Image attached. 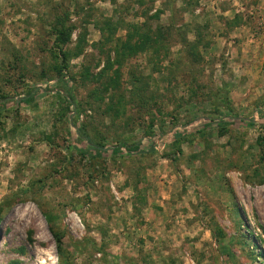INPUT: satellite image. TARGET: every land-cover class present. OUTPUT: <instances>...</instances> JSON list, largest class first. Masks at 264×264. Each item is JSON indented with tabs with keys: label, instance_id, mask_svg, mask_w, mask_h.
<instances>
[{
	"label": "rangeland",
	"instance_id": "374dc122",
	"mask_svg": "<svg viewBox=\"0 0 264 264\" xmlns=\"http://www.w3.org/2000/svg\"><path fill=\"white\" fill-rule=\"evenodd\" d=\"M0 215V264H264V0H0Z\"/></svg>",
	"mask_w": 264,
	"mask_h": 264
},
{
	"label": "trees",
	"instance_id": "16d2710c",
	"mask_svg": "<svg viewBox=\"0 0 264 264\" xmlns=\"http://www.w3.org/2000/svg\"><path fill=\"white\" fill-rule=\"evenodd\" d=\"M67 34H69V33H67ZM140 37H141V42H140L139 45H142L143 47L140 48L139 50H144L145 47H150V46L153 47V48L156 47L155 45L157 44V40L153 39V37H152L151 34L150 35H147V34H144L143 35V34H141ZM63 39H65V37ZM198 46L199 45L197 43L193 44V46H191V48H190V52H191V55L194 56V59H196L198 62H201V61H203L202 55L200 53L195 52V50H196V48H198ZM125 55H126L125 51H123V52H119L118 51L117 58H116V60L114 62L120 63L119 62L120 59L123 56H125ZM110 65H111L110 59H108V66L107 67L110 68ZM64 69H65L64 66L57 67V71H58L57 73L58 74H63ZM225 93H226V96H227L228 91H226ZM27 95H28L29 98H25L24 100H22V102H24V101L26 102V101L30 100V97L32 96V92L31 91L28 92ZM68 98L71 99V101H74L75 100L74 95L71 92H69ZM216 111L218 112L219 110L216 109ZM212 119H214V118H212ZM212 119L210 120V122H213ZM224 121L225 120L223 118H221V120H219L218 122L219 123H223ZM205 124H210V123L207 122ZM79 134H80L81 137H85L87 139V141L90 143L91 149L94 152V154L92 155L93 157L97 158V157H102L103 156L106 148L104 147V145L101 142H97V141L91 139L89 137V135L86 132H84V131L83 132L80 131ZM153 141H154V139L150 140V143L151 142L154 143ZM112 150L116 154L122 153L124 151L127 152V153H129V154H131V153H141L142 147H141L140 144L127 145V144H124L123 143L121 145L114 146L112 148ZM89 154L91 155V153H89ZM84 155H86V153H84ZM45 216L48 218V220L50 222H52V220H53L54 217H52L46 211H45ZM1 219L2 218H1V215H0V221H1ZM55 234H56L55 236L57 238V241L59 243V249L61 250V251L59 250V252L62 253L63 250L61 248V245H62V239L63 238H62V236L59 233L55 232Z\"/></svg>",
	"mask_w": 264,
	"mask_h": 264
}]
</instances>
